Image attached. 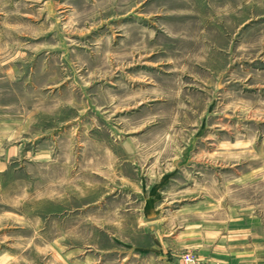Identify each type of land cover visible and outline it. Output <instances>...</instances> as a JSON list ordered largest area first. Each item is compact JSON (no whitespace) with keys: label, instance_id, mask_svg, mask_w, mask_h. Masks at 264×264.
Returning a JSON list of instances; mask_svg holds the SVG:
<instances>
[{"label":"rangeland","instance_id":"374dc122","mask_svg":"<svg viewBox=\"0 0 264 264\" xmlns=\"http://www.w3.org/2000/svg\"><path fill=\"white\" fill-rule=\"evenodd\" d=\"M230 218L264 238V0H0V264H148L153 225L202 264Z\"/></svg>","mask_w":264,"mask_h":264},{"label":"crops","instance_id":"0c3cea01","mask_svg":"<svg viewBox=\"0 0 264 264\" xmlns=\"http://www.w3.org/2000/svg\"><path fill=\"white\" fill-rule=\"evenodd\" d=\"M172 168L169 170H162L160 175H154L155 181L152 183L154 188H150V192L161 193L165 188H171L176 185L177 178L180 177L181 164L179 160H172ZM157 173V172H156ZM128 183H130V178ZM141 183V181H140ZM143 185V184H142ZM180 185H187L181 183ZM183 187V186H181ZM162 196H156L155 202L158 204L157 207L162 205L167 208L162 202ZM158 223V221H156ZM227 222L218 220L214 221L212 225L214 230L213 235V247L212 255L213 260H202V264H264V246L257 244L259 241H264L263 236L257 234H247L238 235L236 228V220L229 219L228 227H222L226 225ZM217 226H219L217 228ZM161 227L157 228L155 225L152 226V230L155 232H150L151 242L147 246H130L129 248L134 252V257L146 256L149 259L148 264H185L183 257L185 254L191 252L194 244L190 243V236L186 230L181 227H177L176 231H162ZM218 229V230H217ZM151 230V231H152ZM166 232V233H165ZM205 232L195 234V239L197 244L201 243V240L205 241ZM250 235V236H246ZM255 235V236H254ZM203 249L205 251V243L203 244ZM207 250V249H206ZM206 256L208 255L205 254ZM218 258V259H217ZM221 258H225L221 259Z\"/></svg>","mask_w":264,"mask_h":264},{"label":"built area","instance_id":"2783aa9c","mask_svg":"<svg viewBox=\"0 0 264 264\" xmlns=\"http://www.w3.org/2000/svg\"><path fill=\"white\" fill-rule=\"evenodd\" d=\"M183 260L185 264H199L198 260L190 253L185 254Z\"/></svg>","mask_w":264,"mask_h":264},{"label":"bare ground","instance_id":"6f19581e","mask_svg":"<svg viewBox=\"0 0 264 264\" xmlns=\"http://www.w3.org/2000/svg\"><path fill=\"white\" fill-rule=\"evenodd\" d=\"M184 263H185V261H184Z\"/></svg>","mask_w":264,"mask_h":264}]
</instances>
